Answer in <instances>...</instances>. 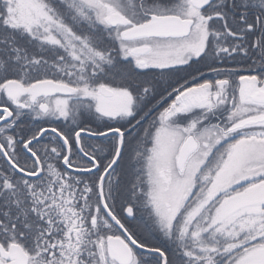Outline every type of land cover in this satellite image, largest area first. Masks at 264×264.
I'll use <instances>...</instances> for the list:
<instances>
[{
    "label": "snow or ice",
    "instance_id": "1",
    "mask_svg": "<svg viewBox=\"0 0 264 264\" xmlns=\"http://www.w3.org/2000/svg\"><path fill=\"white\" fill-rule=\"evenodd\" d=\"M0 264H264V0H0Z\"/></svg>",
    "mask_w": 264,
    "mask_h": 264
}]
</instances>
